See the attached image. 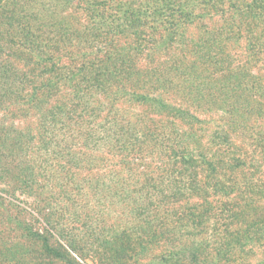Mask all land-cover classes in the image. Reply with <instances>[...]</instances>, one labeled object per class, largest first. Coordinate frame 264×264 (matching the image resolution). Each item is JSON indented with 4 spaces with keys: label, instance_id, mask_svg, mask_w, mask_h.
Segmentation results:
<instances>
[{
    "label": "rangeland",
    "instance_id": "rangeland-1",
    "mask_svg": "<svg viewBox=\"0 0 264 264\" xmlns=\"http://www.w3.org/2000/svg\"><path fill=\"white\" fill-rule=\"evenodd\" d=\"M87 1L6 0L8 4H3H6L10 13L4 12V14L6 13L10 20L3 15L0 16L1 34L24 41L23 35H26L24 31L31 30L42 36L43 44L48 43L54 49L51 52L55 55L58 53L64 55L78 45L79 55L96 62L103 59L105 51L109 49L116 53L120 51L127 59L125 64L133 72V80L130 82L126 80L125 84L129 90L149 92L155 97L165 98L176 107L190 110L197 117L196 120H191L174 119L171 116L161 119V116H158L155 122L148 123L151 126L160 125L168 129L160 132L153 130L161 135L158 139V147L164 151L161 155L162 163L156 162L157 151L149 150V147L152 148V143L146 141L141 142L148 149H145L147 151L144 155L149 153L148 155L155 159L146 156L133 164V170L126 168L127 165L120 160L122 156H119L114 148H110V141H107L106 145H101L100 154L105 155L111 162L110 166L115 167L110 177H127L130 172L132 173L125 190L122 189V185L112 183L109 191H104L98 186L102 180L101 175L98 174L104 171H98L97 168L92 175L83 170L67 169L56 177L48 175H52L50 166H48L49 170L45 171L40 168L43 158L39 152L41 142L38 138L32 140L27 129L28 127L36 129L39 123L36 122V118H27V114L24 113L30 110L32 114L36 113L30 101L26 100L31 94L29 88L23 93L19 92L18 94L23 97L17 96L12 105L6 101L0 102V128H8L6 132L11 136L18 131L24 133L26 140H21L24 149L20 163H23L24 167L36 168L35 176L30 178L33 182L24 175L25 171L20 173L18 180H14L8 174L1 175L0 170V212L7 208L6 210L13 213H19L22 217L20 220H26L23 222L46 235L51 241L59 239L64 247L69 246V238L72 239L73 244L83 246L84 251L92 255L95 261L97 256H93V253L100 248H96L98 243H95L94 238L97 237L101 242V239L111 235V232L123 229H133L131 232L133 235L140 234L139 230L145 226L143 221L146 218L141 214L142 210L138 209L140 205L151 207L150 213L155 214L153 211L155 207L147 203L144 196L139 198V191L151 193L152 200L156 202L169 188L168 182L164 181L167 172L184 169L196 170L204 174L203 170L206 167L203 162L195 161L197 166L192 167L179 159L177 164L169 166V151L167 148L165 150L168 132L177 130L182 134H174L171 137L174 139L176 135L179 136L175 139L182 141V146H186L187 141L184 133L189 134L193 129L199 136L204 135L203 138L197 137L198 142L193 140L194 144L191 148L198 152L201 141L199 147L201 151H209L210 159H214L212 154L216 153L217 146L209 143L203 130L210 129L208 132L216 130L218 122L223 117L232 122L240 121V124L250 127V132L247 130L246 133L260 134L261 130L264 132V0H112L114 7L118 3L125 6L122 7L124 16L122 15L118 21L116 29L103 32L102 35H97L100 32H95L91 28L93 11ZM131 1L142 2L145 5L150 3V8L147 10L144 8L140 16H136L135 19L126 20L125 10L128 9V3ZM151 27L157 29L152 30ZM7 29L10 32H7ZM146 32L151 33L150 41H147ZM250 43L253 45L252 48ZM0 44L7 52V56L0 53L2 69L8 67L7 69L16 75H21L22 70L27 71L28 68L35 66L26 63L27 61L23 59L25 51L19 46L13 45L10 41L4 44L3 40ZM137 47L138 51L132 50ZM25 95L27 96L24 97ZM106 97L99 95L103 107L94 111L95 115H106V110L111 104ZM67 104L69 106L70 103ZM115 107L119 116L126 115L134 124L136 118L132 116L133 114H138L139 117L154 116L151 114L154 106L147 105L143 110L141 104L136 103L132 97H118ZM161 113L165 112L161 111ZM231 113L241 116H233ZM119 116L115 118L120 119ZM114 123L117 121L110 124L112 131L116 129ZM143 127H145L143 122H139L136 126L141 130ZM64 137L65 140L68 138L67 142L72 139L71 135ZM257 140L255 137L252 141L259 142ZM176 141L173 144H181ZM216 141L220 143L219 139ZM236 144L241 146L239 143ZM240 149L242 151V147ZM246 149H249V146ZM248 151L250 155L245 158V168L238 173L218 169L219 172H223V176L219 175V178L228 181L233 176L242 179V173L250 176L253 170H250L248 165L258 166V162L262 167L255 177L263 182L264 152ZM76 152L75 155L82 159V150L79 151L80 153ZM233 152L236 153V150ZM256 159L260 162H256ZM164 165H166L165 169L161 170L159 166ZM177 176L180 177L179 174ZM181 177L183 184L186 180H190L185 175ZM90 178L93 179L92 187H89L87 182ZM207 189L212 194L210 187ZM5 198L7 200L3 201ZM185 198L181 200L183 203L186 202ZM190 201L196 202L197 197ZM37 206H46V212L50 215L36 212L34 208ZM153 220L158 219L154 216ZM5 224L11 225V222L0 217V228ZM224 229L222 226L218 233L210 230L203 234L208 242L211 238L209 235L215 233V238H211L213 240L210 249L224 245V237L226 240L227 236ZM261 235V240L258 238L255 244L236 247L234 253L224 257L220 264H246L245 262L248 261L251 264H263L264 232H261ZM10 238L15 244L28 247L27 250L19 252L24 255H18L19 253L16 252L18 258L21 256L19 259H24L30 250L41 252V242L29 233H13L10 234ZM39 255L46 257L44 254ZM210 257V260L215 259V264H219L217 252L212 251ZM92 261L90 260L89 264H93ZM61 263L68 264L64 261L59 264Z\"/></svg>",
    "mask_w": 264,
    "mask_h": 264
},
{
    "label": "trees",
    "instance_id": "trees-1",
    "mask_svg": "<svg viewBox=\"0 0 264 264\" xmlns=\"http://www.w3.org/2000/svg\"><path fill=\"white\" fill-rule=\"evenodd\" d=\"M87 2L93 11L90 21L91 28L101 33L97 35L116 29L118 21L122 15L124 16L122 8L125 7L124 5H118V3L114 7L112 0H88ZM3 3L8 4L6 0H0V16L3 15L7 19L9 16H6L4 12L8 10L6 4ZM144 8L149 9L150 3L145 5L142 2L131 1L128 3V9L125 10L126 20L140 16ZM11 13L14 14V12ZM1 25L5 26L4 23ZM150 29L155 30L157 27ZM7 32L10 31L7 29ZM24 34H26L23 35L24 41H21L5 37L0 31V41L3 40L4 44L10 41L13 45L22 48L25 51L23 59L27 61L26 63L35 65L27 71L22 70L21 75H16L8 70V67L3 69L0 67V102L6 101L12 105L17 96L23 97L18 94L19 92L23 93L28 88L31 90L26 100L30 101L36 113L32 114L31 110L24 113L27 114V118H36L39 126L36 129L28 127V135L32 136V140L38 138L41 142L39 152L43 158L40 168L45 171L49 170L48 166H50L52 175H48L51 177L60 176L59 173L67 169L69 171L83 170L92 175L97 168L98 171H104L98 174L102 177L98 183L99 189L109 191L110 185L117 183L125 190L132 173L130 172L127 177H110L115 167L110 166V160L102 153L100 154L101 145H106L105 143L110 141V148H114L115 152L122 156L120 160L128 166L126 168L129 170H133V164L135 165L138 160L146 156L152 157L148 155L149 153L144 155L148 149L157 151L156 162L162 163L161 155L164 151L158 147V139L161 135L156 132L168 129L165 126L149 124L155 122L158 116H161V119L169 118L167 116L174 119H197L190 110L176 107L165 98L155 97L149 92L129 90L125 84L126 80H129L128 82L133 80V72L125 64L127 59L120 51L117 53L110 49L105 51L103 59L99 62L79 55L78 45L64 55L59 53L55 55L51 52L53 48L48 43L43 44L44 40L41 35L38 36L31 30L24 31ZM149 34L151 33L146 34L147 41L151 40ZM74 37L76 38V35ZM252 46L251 44V48ZM0 50V53L7 56L1 44ZM132 50L138 51V47ZM126 54L129 55V53ZM26 63L24 65L27 67ZM99 95L107 96L108 102L111 103L106 110V115L103 116L94 114V111L103 107ZM120 96L134 98L136 103L141 104L143 110L147 105L154 106L151 113L154 116L139 117L138 114H133L137 122L135 124L126 115L120 114L119 116L115 102ZM68 102L71 105L68 106ZM117 115L120 119L115 118ZM147 119L150 121H146ZM114 121H117L114 123L116 129L112 131L110 124ZM139 122L144 123L143 130L136 128ZM216 127L217 129L212 132H208L210 129L203 130L209 143L217 146L216 153L212 154L214 159L208 158L209 151H201L199 147L201 141L198 152L191 148L194 141L198 142L197 137L203 138L204 135L199 136L193 129L189 134L184 133L187 148L182 146V141H176L175 137L179 136L171 138L174 134H182H179L177 130L168 132L169 137L165 140L169 145H165V150L167 148L169 151V166L177 164L181 159L192 167L197 166L195 161L203 162L206 168L203 170V175L196 170L175 169L170 171L171 173L167 172L164 181L168 182L169 188L165 191V195L155 200L156 202L152 200L151 193L139 191V198L144 196L147 203L155 207L153 215L150 213L151 207L138 206V209L142 210L141 214L146 217L143 221L145 226L139 230L140 234L133 235L131 233L133 229H123L111 232V235L101 239V242L97 237L94 238L95 243H98L96 248H100L93 253V256H97L94 261L92 255L86 253L83 246L73 244L72 239L69 238V246L65 245V247L59 239L51 241L46 235L23 222L26 220H20L22 217L19 213H13L6 208L0 212V217L11 222V225L5 224L0 228V264H59L62 261L68 264H89L90 260H93V264H215V259L210 260L212 251L217 252L219 257L217 263L220 264L224 257H229L234 253L236 247L242 248L245 245L255 244V240L258 238L261 240V232H264V188L262 187L264 181L260 182L255 177L262 165L258 164L259 159H256L258 166L248 165L249 169L253 170L250 176L242 173V179L233 176L228 181L219 178V175L223 176V172H219L218 169L238 173L245 168V158L250 155L248 150L254 153L264 152V132L261 130L260 134L259 132L246 133L247 130L250 132V127L240 124V121H228L225 117L218 122ZM7 129L0 128L1 175L8 174L9 177L18 180L20 173L25 171L24 175L33 182L30 178L35 176L36 168L24 167L23 163H20L24 149L21 140H26V136L21 131L11 136L9 132H6ZM67 135L72 137L69 142H67L68 138L64 139ZM254 136L261 143H253ZM216 139H219L220 143ZM145 141L152 143V148L147 149L143 146L141 142ZM174 141L181 144H173ZM247 146L249 149H246ZM76 149L78 153L82 150V159L75 155ZM233 150H236V153ZM237 151L240 152L237 153ZM153 159L155 158L152 157ZM165 166L159 167L164 170ZM175 175L177 178L174 177ZM184 175L190 180H186L183 184L181 176ZM224 177H226L225 174ZM87 182L89 187H92L93 179L90 178ZM209 187L212 194L208 192ZM39 193L42 194L40 191ZM194 197H197V201L191 203L190 200ZM183 198L186 199L185 203L181 201ZM5 200L7 198L3 199ZM34 209L38 213L50 215L46 212V206H37ZM160 209H162L161 212H159ZM154 216L157 217V221L153 220ZM222 226L227 233L226 240L224 237V245L210 249L211 240L215 238V233H218ZM210 230H214L215 233L209 235L213 239L209 238L206 242L203 234ZM25 232L32 237L35 236L41 242V252L30 250L24 259H19L21 256L18 258V255H24L19 252L27 250L28 247L15 244L10 234ZM16 252L19 254L17 255ZM39 254H44L46 257ZM245 263L251 264L250 261Z\"/></svg>",
    "mask_w": 264,
    "mask_h": 264
}]
</instances>
